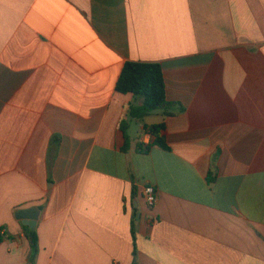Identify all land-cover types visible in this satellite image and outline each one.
<instances>
[{
	"label": "crops",
	"instance_id": "crops-1",
	"mask_svg": "<svg viewBox=\"0 0 264 264\" xmlns=\"http://www.w3.org/2000/svg\"><path fill=\"white\" fill-rule=\"evenodd\" d=\"M129 62L163 71L140 120ZM0 238V264H264V0H0Z\"/></svg>",
	"mask_w": 264,
	"mask_h": 264
},
{
	"label": "trees",
	"instance_id": "trees-1",
	"mask_svg": "<svg viewBox=\"0 0 264 264\" xmlns=\"http://www.w3.org/2000/svg\"><path fill=\"white\" fill-rule=\"evenodd\" d=\"M116 91L123 95H133L142 100V106L131 109L130 116L140 120L148 113L166 105L165 84L162 67L157 63H126L116 84ZM154 138L153 146L165 149L166 145L161 137L163 125L145 128ZM148 148L145 149V152ZM131 234L134 235L131 222ZM33 256L36 254V236L29 233ZM1 242V238H0Z\"/></svg>",
	"mask_w": 264,
	"mask_h": 264
},
{
	"label": "built area",
	"instance_id": "built-area-1",
	"mask_svg": "<svg viewBox=\"0 0 264 264\" xmlns=\"http://www.w3.org/2000/svg\"><path fill=\"white\" fill-rule=\"evenodd\" d=\"M142 195L149 208H152L157 202L156 191L152 186H144L142 189Z\"/></svg>",
	"mask_w": 264,
	"mask_h": 264
}]
</instances>
